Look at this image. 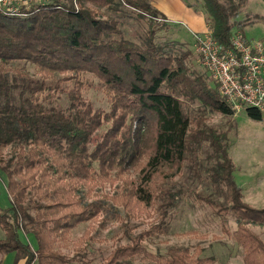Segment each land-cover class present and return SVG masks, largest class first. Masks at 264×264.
Returning a JSON list of instances; mask_svg holds the SVG:
<instances>
[{"label":"trees","instance_id":"16d2710c","mask_svg":"<svg viewBox=\"0 0 264 264\" xmlns=\"http://www.w3.org/2000/svg\"><path fill=\"white\" fill-rule=\"evenodd\" d=\"M188 1L204 15L221 50L232 48L234 35L244 37L234 20L244 1L236 7L228 0ZM124 9L147 24L141 42L125 38ZM159 20L165 18L150 0H51L21 6L15 14L0 10V189L8 199L0 206L1 259L92 264L88 245L78 252L77 243L74 256L68 253L75 229H92L113 207L130 220L157 203L165 217L176 205L168 183L184 167L204 162L211 164L204 171L214 190L223 191L225 206L203 201L218 207L215 215L234 217L233 232L221 224L241 250L242 264H264V241L250 228L264 226V208L242 201L232 181L227 133L206 125L204 117L235 112L208 73L191 64L190 50L175 55L160 48ZM90 90L103 96L108 110L83 97ZM190 106L198 107L197 117ZM246 113L252 120L262 117L254 109ZM106 185L120 190L109 196ZM125 229L127 244L100 264L215 263L201 257L199 247L150 252L143 242L161 225L136 236ZM84 237L93 241L89 233Z\"/></svg>","mask_w":264,"mask_h":264},{"label":"rangeland","instance_id":"374dc122","mask_svg":"<svg viewBox=\"0 0 264 264\" xmlns=\"http://www.w3.org/2000/svg\"><path fill=\"white\" fill-rule=\"evenodd\" d=\"M25 6L38 3H47L51 0H24ZM64 2V0H59ZM184 6L193 13H201L193 7H189L191 1L180 0ZM240 1L245 4L240 10H235L234 20L246 41H258L264 43V4L260 0H228L233 6H237ZM20 4V3H19ZM123 14V29L125 38L141 42L147 33V24L136 20L135 14L129 9ZM127 15V17L125 16ZM156 42L163 50H168L173 54L185 53V49L193 54L191 64L199 71H204L198 64V57L194 53V41L191 45V38L188 29L184 25L166 24L158 21ZM32 72L31 68H28ZM205 72V71H204ZM87 101L94 105L95 109L108 110V105L103 96L92 90L83 95ZM65 104V102H64ZM198 107L190 106L188 109L194 117L198 116ZM206 125L215 127L220 131H225L228 136L229 155L233 166L232 181L240 189L243 196L242 201L253 208H264V114L260 120H252L248 117L246 109L234 114L232 117L221 116L206 112ZM197 160H203L204 152L197 154ZM211 165V164H210ZM202 163L184 167L178 175L168 183L166 190L168 195L176 202L175 208L163 217L162 210L158 209L156 203L154 207H148L142 211L135 212L131 219L126 218L121 207H113L111 213H104L100 219L93 224L92 229L87 225H81L72 232L70 249L68 253L74 256L77 244L86 247L87 259L92 264H100L112 250L118 246L127 244L125 227L136 236L140 233L150 232L155 226L161 225V232L154 233L149 238H145L143 244L152 253L164 255L171 248H188L193 250L197 247L202 249L201 257H213L214 264H242V254L238 246L231 237L223 231L224 228L233 232L236 229V222L232 215H225L222 218L215 215L213 210L203 200L209 198L217 205L225 206L224 193L220 194L214 190L209 182V176L204 168L210 166ZM196 169V175L193 176ZM129 180L137 182V174L130 173ZM120 188L106 185L103 191L109 196L115 195ZM8 199L5 192L0 189V206L6 207ZM111 204V203H110ZM126 215V216H125ZM103 226V227H102ZM250 228L264 241V226H250ZM85 232L89 233L93 241L89 243L85 240ZM4 234L0 230V239ZM83 242V243H81ZM82 245V246H83ZM63 254L65 252L63 251ZM68 254V255H69ZM70 257V258H71ZM0 264H14V256L0 258ZM19 264V263H18ZM22 264V262H20ZM131 264H151L148 262H134Z\"/></svg>","mask_w":264,"mask_h":264},{"label":"built area","instance_id":"2783aa9c","mask_svg":"<svg viewBox=\"0 0 264 264\" xmlns=\"http://www.w3.org/2000/svg\"><path fill=\"white\" fill-rule=\"evenodd\" d=\"M23 5L24 0H0V10L10 14L18 13ZM231 45V49L221 50L207 27L206 34L195 36L193 49L199 66L218 86L235 114L244 108L264 114V43L249 42L236 34Z\"/></svg>","mask_w":264,"mask_h":264},{"label":"crops","instance_id":"0c3cea01","mask_svg":"<svg viewBox=\"0 0 264 264\" xmlns=\"http://www.w3.org/2000/svg\"><path fill=\"white\" fill-rule=\"evenodd\" d=\"M150 2L152 7L165 18L166 24H179L187 27L191 38L190 43L187 42L188 45L193 43L195 36L206 34L207 23L204 15L191 12L180 0H150Z\"/></svg>","mask_w":264,"mask_h":264}]
</instances>
